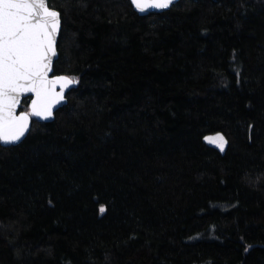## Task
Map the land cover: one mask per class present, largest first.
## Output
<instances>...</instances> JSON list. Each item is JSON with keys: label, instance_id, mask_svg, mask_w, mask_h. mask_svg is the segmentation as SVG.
Masks as SVG:
<instances>
[{"label": "trees", "instance_id": "obj_1", "mask_svg": "<svg viewBox=\"0 0 264 264\" xmlns=\"http://www.w3.org/2000/svg\"><path fill=\"white\" fill-rule=\"evenodd\" d=\"M48 6L76 85L0 143V264H264V0Z\"/></svg>", "mask_w": 264, "mask_h": 264}, {"label": "snow or ice", "instance_id": "obj_2", "mask_svg": "<svg viewBox=\"0 0 264 264\" xmlns=\"http://www.w3.org/2000/svg\"><path fill=\"white\" fill-rule=\"evenodd\" d=\"M131 3L138 11L146 12L150 8L165 9L173 0ZM59 17L47 0H0V141L4 143L19 141L28 129L29 113L15 114L19 94L33 92V114L47 118L55 99L52 85L58 80H64L66 87L75 83L68 77L48 79L49 55L56 54L54 36ZM204 139L214 142L207 136ZM220 148L223 150V144ZM100 211H105L103 206Z\"/></svg>", "mask_w": 264, "mask_h": 264}, {"label": "water", "instance_id": "obj_3", "mask_svg": "<svg viewBox=\"0 0 264 264\" xmlns=\"http://www.w3.org/2000/svg\"><path fill=\"white\" fill-rule=\"evenodd\" d=\"M179 0H173V4L177 3ZM130 4L132 5L131 3V0H129ZM47 5H48V0H47ZM172 5H170L169 7L165 8V9H155V8H150L148 11L146 12H140L138 11L133 5V9L140 15H147L149 13H159V12H163L165 10H167L168 8H170ZM57 11V10H56ZM59 30H60V17H59V24H58V31L55 33V36H54V39H55V43H54V50H55V55H49V71H48V79L51 81L54 77H68L66 75H62V74H53V63L55 61V59L57 58V50H56V41H57V37H58V33H59ZM69 78V77H68ZM71 79V78H70ZM72 80V79H71ZM75 81V80H73ZM73 85H76V81L75 83H72L71 85L69 86H65V82L64 80H58L56 81L53 85H52V92L55 96V99L53 100V103H52V107H51V115L50 116H47V118H45L44 115H35L33 114L32 112V108H31V103L34 99H36V96L33 92L31 91H26V92H23L21 94H19L17 96V104H16V108H15V114L16 115H19L21 112H27V111H23V110H20V105H21V102H22V99L25 98V97H29V124H28V129L25 131V134L24 136L21 137V139L15 143H4L2 141H0L1 144L3 145H9V144H17L19 143L20 141L23 140V138L27 135L30 127H31V121H32V118H35V119H38V120H41V121H51L53 120L54 118V113L59 109L61 108L62 106H64L67 102V99H66V93L67 91L73 86Z\"/></svg>", "mask_w": 264, "mask_h": 264}, {"label": "rangeland", "instance_id": "obj_4", "mask_svg": "<svg viewBox=\"0 0 264 264\" xmlns=\"http://www.w3.org/2000/svg\"><path fill=\"white\" fill-rule=\"evenodd\" d=\"M29 110V109H28ZM28 110H26L27 112H29ZM214 140H216L217 139V137L216 138H213ZM220 141H221V139L220 138H218Z\"/></svg>", "mask_w": 264, "mask_h": 264}]
</instances>
